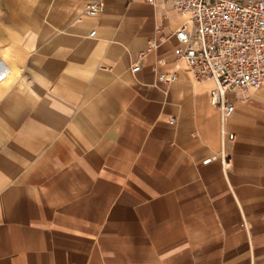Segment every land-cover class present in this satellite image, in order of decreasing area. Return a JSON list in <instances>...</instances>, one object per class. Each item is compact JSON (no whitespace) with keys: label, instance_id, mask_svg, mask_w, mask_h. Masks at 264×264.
<instances>
[{"label":"crops","instance_id":"obj_1","mask_svg":"<svg viewBox=\"0 0 264 264\" xmlns=\"http://www.w3.org/2000/svg\"><path fill=\"white\" fill-rule=\"evenodd\" d=\"M88 1L0 0V264H264V88L224 120L175 8Z\"/></svg>","mask_w":264,"mask_h":264},{"label":"built area","instance_id":"obj_2","mask_svg":"<svg viewBox=\"0 0 264 264\" xmlns=\"http://www.w3.org/2000/svg\"><path fill=\"white\" fill-rule=\"evenodd\" d=\"M164 1L184 18L175 31L177 58L186 60L198 83L212 82L210 98L220 108L222 118H230L235 109L230 93L245 97L264 88V0ZM103 5L104 0H90L85 13L97 16ZM95 34L96 30L90 33ZM159 43V38L150 40L148 47L139 53L134 72L140 71V61ZM158 78L171 82L177 75L159 73ZM228 136L234 138L232 133ZM216 158L213 155L203 163ZM221 160L224 169L231 166L227 153L221 154Z\"/></svg>","mask_w":264,"mask_h":264}]
</instances>
